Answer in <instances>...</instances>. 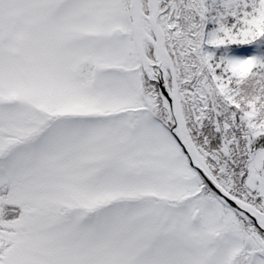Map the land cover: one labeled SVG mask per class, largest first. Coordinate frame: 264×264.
<instances>
[{
	"label": "snow or ice",
	"instance_id": "1",
	"mask_svg": "<svg viewBox=\"0 0 264 264\" xmlns=\"http://www.w3.org/2000/svg\"><path fill=\"white\" fill-rule=\"evenodd\" d=\"M0 264H264V0H0Z\"/></svg>",
	"mask_w": 264,
	"mask_h": 264
}]
</instances>
